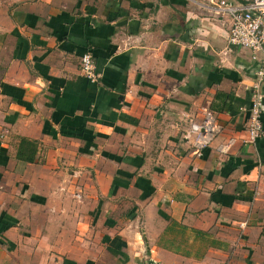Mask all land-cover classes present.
I'll list each match as a JSON object with an SVG mask.
<instances>
[{
	"label": "crops",
	"instance_id": "0c3cea01",
	"mask_svg": "<svg viewBox=\"0 0 264 264\" xmlns=\"http://www.w3.org/2000/svg\"><path fill=\"white\" fill-rule=\"evenodd\" d=\"M218 1L0 0V264H264L259 62Z\"/></svg>",
	"mask_w": 264,
	"mask_h": 264
},
{
	"label": "built area",
	"instance_id": "2783aa9c",
	"mask_svg": "<svg viewBox=\"0 0 264 264\" xmlns=\"http://www.w3.org/2000/svg\"><path fill=\"white\" fill-rule=\"evenodd\" d=\"M217 6L220 11L231 15L228 31L229 44L250 50L252 59L259 62L252 85V99L247 118V131L249 137L254 139L259 135H264V125L260 121L262 110L260 86L264 82V0H246L240 5L227 0H219ZM80 70L87 78H95L94 62L87 52L81 55ZM218 129L213 113L205 109L202 120L194 131V152L208 146Z\"/></svg>",
	"mask_w": 264,
	"mask_h": 264
},
{
	"label": "water",
	"instance_id": "95a60500",
	"mask_svg": "<svg viewBox=\"0 0 264 264\" xmlns=\"http://www.w3.org/2000/svg\"><path fill=\"white\" fill-rule=\"evenodd\" d=\"M150 264H152V261H150ZM157 264H159V263H157Z\"/></svg>",
	"mask_w": 264,
	"mask_h": 264
}]
</instances>
